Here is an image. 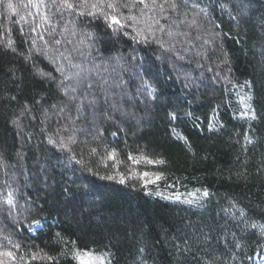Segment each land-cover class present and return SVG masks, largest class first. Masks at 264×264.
Returning a JSON list of instances; mask_svg holds the SVG:
<instances>
[{"label": "trees", "instance_id": "trees-1", "mask_svg": "<svg viewBox=\"0 0 264 264\" xmlns=\"http://www.w3.org/2000/svg\"><path fill=\"white\" fill-rule=\"evenodd\" d=\"M83 253L264 262V0L0 2V264Z\"/></svg>", "mask_w": 264, "mask_h": 264}, {"label": "rangeland", "instance_id": "rangeland-1", "mask_svg": "<svg viewBox=\"0 0 264 264\" xmlns=\"http://www.w3.org/2000/svg\"><path fill=\"white\" fill-rule=\"evenodd\" d=\"M40 225L35 224L33 229H38ZM79 264H105L104 258L92 253H83L79 256ZM259 264H264L263 260Z\"/></svg>", "mask_w": 264, "mask_h": 264}, {"label": "snow or ice", "instance_id": "snow-or-ice-1", "mask_svg": "<svg viewBox=\"0 0 264 264\" xmlns=\"http://www.w3.org/2000/svg\"><path fill=\"white\" fill-rule=\"evenodd\" d=\"M0 2H2V0H0ZM66 6H68V5H66ZM9 7H11V5H9ZM112 23H117L118 24L119 21L118 20H113Z\"/></svg>", "mask_w": 264, "mask_h": 264}]
</instances>
